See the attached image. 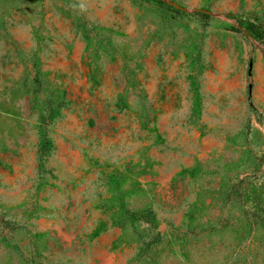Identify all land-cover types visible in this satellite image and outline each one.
<instances>
[{
  "label": "rangeland",
  "instance_id": "374dc122",
  "mask_svg": "<svg viewBox=\"0 0 264 264\" xmlns=\"http://www.w3.org/2000/svg\"><path fill=\"white\" fill-rule=\"evenodd\" d=\"M0 264H264V0H0Z\"/></svg>",
  "mask_w": 264,
  "mask_h": 264
},
{
  "label": "trees",
  "instance_id": "16d2710c",
  "mask_svg": "<svg viewBox=\"0 0 264 264\" xmlns=\"http://www.w3.org/2000/svg\"><path fill=\"white\" fill-rule=\"evenodd\" d=\"M203 13L202 14H204L205 16H210V13H208V12H206V11H202Z\"/></svg>",
  "mask_w": 264,
  "mask_h": 264
}]
</instances>
